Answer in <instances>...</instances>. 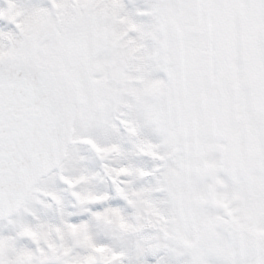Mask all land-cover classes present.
Returning a JSON list of instances; mask_svg holds the SVG:
<instances>
[{
	"label": "snow or ice",
	"instance_id": "6c2138e0",
	"mask_svg": "<svg viewBox=\"0 0 264 264\" xmlns=\"http://www.w3.org/2000/svg\"><path fill=\"white\" fill-rule=\"evenodd\" d=\"M0 264H264V0H0Z\"/></svg>",
	"mask_w": 264,
	"mask_h": 264
}]
</instances>
